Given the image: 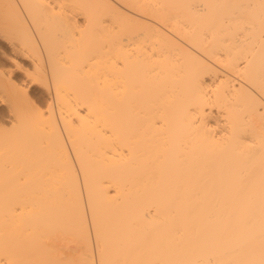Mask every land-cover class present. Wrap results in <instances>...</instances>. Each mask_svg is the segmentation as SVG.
<instances>
[{"label": "bare ground", "instance_id": "obj_1", "mask_svg": "<svg viewBox=\"0 0 264 264\" xmlns=\"http://www.w3.org/2000/svg\"><path fill=\"white\" fill-rule=\"evenodd\" d=\"M0 10L49 96L0 71V264H264V0Z\"/></svg>", "mask_w": 264, "mask_h": 264}, {"label": "rangeland", "instance_id": "obj_2", "mask_svg": "<svg viewBox=\"0 0 264 264\" xmlns=\"http://www.w3.org/2000/svg\"><path fill=\"white\" fill-rule=\"evenodd\" d=\"M8 21L9 20L3 16V13L0 10V23H1L0 25H1V27H2V24H3V26L4 25L8 26V23H9ZM8 27H10V26H8ZM7 38L8 37H5V36L0 34V71L4 70L6 72V71L10 70L9 72H12L14 80L15 79L17 80V84L19 83V85H20V83L22 82L21 84L23 86L25 85V88L28 87V91L31 95L30 98H32L31 101H33V103L36 104L37 106L45 108L47 105V101L49 99L47 89L45 88V86H38V85L28 86V78H27V75L25 74V72L27 71V69L28 70L33 69V67H32L34 65L33 62L30 59L23 58L21 55L17 54L12 47L13 45H12L11 41L9 40V38L7 40ZM18 62H19L20 66L22 65L21 69L19 68V65H18V67L16 66V63H18ZM3 100L4 99H2L0 96V124L4 128L11 130L13 127L12 123H11L13 115H14L13 109L11 108L12 106H10V103L8 100H7V102H6V100H4L5 102ZM8 103H9V105H8ZM10 108H11V110H10ZM13 161H14L13 164L9 163V166L8 165L7 166L9 168L12 167L13 172L21 171L19 175L24 180L26 174L28 173V171L31 167L36 168L39 166L40 157L34 156V157H32L31 160H28L26 158V156H19V157L15 158ZM28 161L31 162L30 166H29ZM51 168H53L52 164H51ZM45 239L48 243H54L55 241L57 243V241H58V244H57L58 246L56 245L58 249H54L55 251L57 250V252L54 251V254L55 253L59 254V252L63 253V251H65L67 247H75L69 251L71 253V256H77L79 254H82L84 251V249H82L81 245L76 244L77 243L76 240H73V237L70 233L60 232L59 235H56V232H50L49 235ZM59 243H60V245H59ZM68 245H70V246H68ZM51 250H52V248H51ZM49 256H51V255H49ZM67 264H72V263L68 261Z\"/></svg>", "mask_w": 264, "mask_h": 264}]
</instances>
